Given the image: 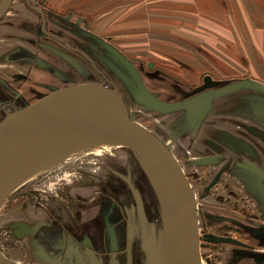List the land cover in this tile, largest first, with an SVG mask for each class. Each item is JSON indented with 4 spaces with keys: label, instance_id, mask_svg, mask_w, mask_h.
<instances>
[{
    "label": "rangeland",
    "instance_id": "obj_1",
    "mask_svg": "<svg viewBox=\"0 0 264 264\" xmlns=\"http://www.w3.org/2000/svg\"><path fill=\"white\" fill-rule=\"evenodd\" d=\"M164 2L95 0L90 3V14L78 4L68 9L74 21L69 34L66 33L68 36L47 26L49 31L84 49L110 79L64 43L47 36L41 30V17L39 35L75 58L77 64L68 63L73 74L59 80L57 86L31 81L28 75L23 81L0 83V102L14 100L10 110H15L73 83L91 82L111 88L118 85L130 117L163 139L192 186L202 263L264 264V176L259 172H264L263 50L252 38L256 32L249 35L253 42L249 47L244 45L243 52L229 47L241 44L233 40L214 44L216 47L210 49L207 47L210 30L196 35L184 32L174 27V19H165L170 21L167 27L163 18L146 11L147 6L160 9ZM168 5L178 8L177 3ZM250 6L255 13V3L250 2ZM78 19L82 20L80 26ZM249 20L254 25L251 29L256 30L264 18L256 16ZM230 53L240 57H232ZM102 58L107 59L106 64ZM108 60L124 79L115 74ZM233 84H239L240 89L215 97L203 108L160 110L144 98L145 91H149L166 101H180ZM164 86L174 89L175 95L164 96L161 90ZM5 115L1 112L0 120ZM59 145L54 148L56 153L51 161L33 170L35 174L3 203L0 256L17 264H57L56 256L62 245L55 238L63 227L56 226L52 222L54 217L41 205L47 201L45 197L54 199L69 191L73 198L78 196L75 199L80 200V205L92 208L97 201L104 198L111 201L115 195H126L130 202L129 189L133 188L142 194L146 204L144 216L138 211L137 217L130 213L132 218H140L133 222L137 226L134 253L136 264H144V230H149L152 223L162 227L163 215L154 184L134 152L127 145L108 146L64 160L73 146ZM117 212L120 215L119 208ZM121 235L124 245L125 223ZM41 236H45L44 245L39 242Z\"/></svg>",
    "mask_w": 264,
    "mask_h": 264
},
{
    "label": "water",
    "instance_id": "obj_2",
    "mask_svg": "<svg viewBox=\"0 0 264 264\" xmlns=\"http://www.w3.org/2000/svg\"><path fill=\"white\" fill-rule=\"evenodd\" d=\"M12 1L0 0V19ZM34 7L43 11L40 6ZM86 56L97 67L92 57ZM113 85L111 88L91 82L69 84L7 112L0 120V209L7 197L31 176L37 158L60 140L74 134H84L80 143L119 139L138 150L156 174L154 177L143 166L154 184L163 215L162 227L152 223L149 230H144V264H169V258L171 264H203L196 197L183 167L163 139L130 117L123 93L118 85ZM240 87L233 84L180 101H166L149 91H145L144 98L160 110L195 109ZM104 125L106 129L92 132L96 126ZM262 171L259 172L264 176ZM134 194L137 210L144 216L143 196L136 189ZM134 228H130L125 249L128 264H133ZM115 244L113 239L112 245ZM116 254L114 251L112 264H119ZM83 259L85 264H105L91 248L89 257ZM56 262L63 264L61 257ZM0 264L17 263L0 256Z\"/></svg>",
    "mask_w": 264,
    "mask_h": 264
},
{
    "label": "crops",
    "instance_id": "obj_3",
    "mask_svg": "<svg viewBox=\"0 0 264 264\" xmlns=\"http://www.w3.org/2000/svg\"><path fill=\"white\" fill-rule=\"evenodd\" d=\"M30 1L44 9L49 28L67 35L69 34L67 33L69 27H73L72 22H74L72 21L73 15L67 13L68 9L74 6L77 7L78 4V7L83 8L90 14V3L95 0ZM250 2L255 3L254 7L257 9L255 13L254 8L250 6ZM169 3H177L178 8L175 9L172 5V8H170ZM147 7L149 10L146 9V11L154 12L156 17L163 18L162 22L163 24L167 23L165 24L167 27H169L170 21L165 19H174L172 21L174 27L184 32L187 31L196 35L197 33L206 32L204 29L210 30V45L207 46L210 49L216 47L214 44L233 40L234 43L238 41L241 44L237 46L229 45V47L243 52L244 45L249 47L253 40H256L264 55V28L261 29V27H264V21H259L257 29L253 30L251 28L254 25L249 20L256 16L260 19L264 18V0H165L160 8L161 10L153 6ZM257 11L258 13H256ZM187 18L194 20L186 21ZM40 23V14L29 6L26 0L12 1L9 9L0 20L1 84L9 81H23L25 76L28 75L31 81L36 80L40 84L43 81L48 86H57L59 80L73 74L68 63L77 64L75 58L59 47L57 43L49 39H42L39 35ZM77 24L80 26L82 22L77 21ZM254 32H256V36L252 37V40L249 35ZM236 55L232 53L230 56L235 57ZM237 57H240V55H237ZM102 60L106 64L107 59L102 58ZM113 70L115 71L116 68ZM63 72L65 75L62 74ZM115 74L124 79L117 70ZM71 78L77 79L75 76H71ZM164 87L161 89L164 96L175 95L176 91L174 89L168 86ZM127 88L128 91H131L129 87ZM39 92H33V94ZM44 238L45 236H41L39 239V242L43 245L45 244ZM51 238L54 240L53 237ZM56 240H60L63 246L62 236L57 235ZM62 246H59V250ZM51 255L52 253L49 258H51ZM39 257L42 256L39 255ZM69 261L70 264H85L83 257L76 253H71Z\"/></svg>",
    "mask_w": 264,
    "mask_h": 264
},
{
    "label": "flooded vegetation",
    "instance_id": "obj_4",
    "mask_svg": "<svg viewBox=\"0 0 264 264\" xmlns=\"http://www.w3.org/2000/svg\"><path fill=\"white\" fill-rule=\"evenodd\" d=\"M26 1L29 6L35 9L42 17L43 25L41 26V30L45 32L47 36H52L53 38L61 41L67 49L77 53L86 61L91 63L86 56L89 54L84 49L66 37L47 29L48 23L46 13L40 5L34 4L30 0ZM34 6H40L43 11L41 12ZM78 22L81 23L82 20L80 19L79 21L78 19ZM92 66L103 77L110 79L108 73H106L105 70L99 66V64H97V67L93 64ZM13 102L14 100L9 99L2 100L0 102V110L7 114V112L12 108V104H15ZM129 190V194H131L130 202L126 200L128 199L126 195H120L121 197L115 195L111 197V201H108V198H104L100 202L97 201L98 203L96 202V205H93L92 208L91 206L86 207L80 205V200L75 199L78 196L73 198V194H70L69 191H67L65 195L63 193L58 195V198L62 201L58 198L48 199V197H45L48 202L45 201V203H42L41 205L45 206L50 215L54 217V221L52 222H54L56 226L60 225L63 227V232L60 233V236H62L63 239L62 251L57 254L56 258L61 257L63 264H70L69 257L71 253L79 254L86 259L89 257L91 248L95 252L97 258H103L105 264H112L111 257L113 256L114 251L117 252L116 259L119 264H128L129 254L125 249L129 239L130 228L134 226L135 237L133 238L134 244L132 247V258L133 264H136L134 246L137 240V226L136 224H133V222L137 223L136 220L140 218L136 219L131 217V212H133L134 216L137 217L138 210L134 189L130 188ZM144 206H146L145 201ZM117 208L120 210V215L117 212ZM94 209H96V212L94 211L95 213L92 216H88L90 211H93ZM84 215L87 218H84ZM123 223L126 224L127 228L126 242L124 245L121 243ZM113 239L116 240L115 246L112 245Z\"/></svg>",
    "mask_w": 264,
    "mask_h": 264
},
{
    "label": "bare ground",
    "instance_id": "obj_5",
    "mask_svg": "<svg viewBox=\"0 0 264 264\" xmlns=\"http://www.w3.org/2000/svg\"><path fill=\"white\" fill-rule=\"evenodd\" d=\"M102 129H106V126H96L95 128L92 129V132H96V131H101ZM84 134H74L71 135L69 137H66L62 140H60L57 144H55L53 147L45 150V152L43 154H41L40 157L37 158L35 164H34V168L33 170H39L40 167H43L48 161H51V158L54 157L53 155H55V150L54 148L58 146V144L61 143V147H69L70 145L73 146V150L70 151L71 153L66 156L64 158V160L66 159H70L73 156H78L82 153H85L87 151L90 150H97L99 148H104L106 149L108 146H112V147H117V145L120 146H125L127 145L133 152L134 155L136 157V159L138 160L139 163H141L142 166H145L149 172L152 173V175L154 177H156V174L153 172L151 166L149 165V163L146 161V159L142 156V154L132 148L129 143L126 144V142L121 141L119 139H108V140H92V141H88V142H84V143H80V138L83 136ZM74 136V137H73ZM72 137L70 140L66 141V139ZM65 140V141H64ZM94 153V152H93ZM73 159V158H72ZM71 160V159H70ZM144 168V167H143ZM32 170V174H35L34 171ZM45 172V171H44ZM169 255V254H168ZM169 257V256H168ZM169 264H171V259L169 258Z\"/></svg>",
    "mask_w": 264,
    "mask_h": 264
}]
</instances>
